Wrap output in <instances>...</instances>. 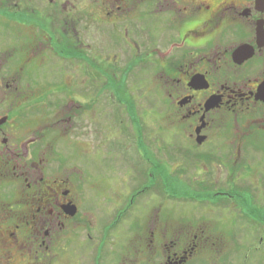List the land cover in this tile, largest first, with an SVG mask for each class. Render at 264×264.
I'll return each mask as SVG.
<instances>
[{"label": "flooded vegetation", "instance_id": "1", "mask_svg": "<svg viewBox=\"0 0 264 264\" xmlns=\"http://www.w3.org/2000/svg\"><path fill=\"white\" fill-rule=\"evenodd\" d=\"M147 122L152 144L164 127L180 143L162 161L182 158L186 188L156 174ZM126 150L142 157L127 183ZM262 177L257 0H0V264H221L238 213L264 243Z\"/></svg>", "mask_w": 264, "mask_h": 264}, {"label": "rangeland", "instance_id": "2", "mask_svg": "<svg viewBox=\"0 0 264 264\" xmlns=\"http://www.w3.org/2000/svg\"><path fill=\"white\" fill-rule=\"evenodd\" d=\"M60 76H62V75H60ZM57 78H58V80L56 78H53V80L55 82L61 81L60 77H57ZM79 80L82 81V82H79V84L84 85L85 81H83V78H79ZM139 84H140V86L145 87V89L142 92H139L140 95H138L137 101L140 102L141 104H143L144 106L148 107L152 103V96L155 97L159 93V90H158V88H156V83H155L154 79L151 80V78H146V76L141 78V81L138 83V85ZM118 90H120V89H118ZM140 111L141 112L143 111V107H142V109L139 110V112ZM99 112L102 113V111H99ZM143 117L146 118L145 115H143ZM109 122H111V119H109ZM143 124H144V129L142 130L143 132L142 131H140V132H142V139L145 140V142H146V140L149 141L151 139V136H149L151 129H150L149 122L143 123ZM109 125L110 126L108 128L110 129V131L114 130L113 132H117V133H119L118 130L122 126L121 130H122V134H123L122 137H123L124 141L126 140L127 145L131 144L130 147L133 146V142H132L133 137L132 136H133V134H137L138 131L140 130L139 125L135 124L134 126H130L129 121L126 123V125H124V126L120 125V127L118 125H116V127H115V126H113V124H109ZM153 129H154L153 132H155L156 127H154ZM164 129H165V127L163 129L158 128L157 132L161 131L162 133H164L163 132ZM161 132L159 133L160 135L158 134L157 136H155V137H157L156 138L157 141H156V139L153 140V142H155V143L152 144V142L149 141V143H151V144H149L148 142H146L147 148L148 149L152 148V150L154 151V154L157 155V159L155 161V164H157L156 168H158V169H155L156 174L161 175V177L163 179L162 181L164 182L163 183L164 185L168 184L169 186H173V187L179 186L181 188H186V187L181 186L182 184H185V182H184L185 179L182 178L179 180V177L181 178V176H180L181 174L177 173V170L182 166V158L177 157V159L174 160L175 162L174 161L170 162L172 165L174 163L173 166H175L174 168L176 171V172H171V173H170V168L168 167V165H165L162 161V158L163 159L167 158L165 156L166 153L169 155H178V156H179V154L183 155L181 152L182 151L181 145L178 142H174V143L168 142L166 140V136L164 134L162 135ZM172 132H174V131H172ZM135 147H136V149H138L137 146H135ZM148 149H146L145 147L142 146L141 150L142 151L147 150V153L149 155L150 150H148ZM124 152H125L124 157H123L124 162L122 163L123 169H121V171L124 175V179H125L124 181L126 183L132 182V181L134 182V179L137 178L139 175V171H141L142 161L140 160V158H142V157H141L140 153L138 152V150H137L138 153L136 152V150H132L131 152L126 150ZM122 161L123 160H121V162ZM254 161L258 162V160H254ZM160 164H162V165H160ZM202 165L213 167V165L211 163H206V164L201 163L200 167H204ZM159 167H161V168H159ZM144 168H147V169L149 168V170H150V167L147 163H145ZM176 168H178V169H176ZM106 169L107 168H106V162L105 161L103 162V164L102 163H99V165L96 164L94 166V169H93L94 175L96 176L99 173L101 174L103 172V170L105 172ZM158 171H159V173H158ZM102 174H104V173H102ZM131 174H132V176H131ZM160 175H159V178L161 179ZM140 176H142L141 181L143 182L144 179H146V178H144L145 177L144 172L140 173ZM112 177H113V174H112ZM199 178L201 179V176ZM202 178H203V176H202ZM263 178L264 177L261 178V181H264V180H262ZM122 182H123V180H122ZM169 191L171 192V190H169ZM179 192H180V190H179ZM159 194H160L159 197H157L158 200H160L162 197L164 198L163 194H161V193H159ZM150 197H152V195H149V193H147V194L142 195L141 199H143V198L144 199H150ZM180 197H184V196L182 195ZM246 200H247L248 204H249V201H251V199H249V198H247ZM180 203L181 202H178V204H180ZM174 208H172L171 210H174ZM237 219H238V221H237V228H238L237 235L234 236V239L231 237L226 238L227 239L226 243H225L226 247H224L222 253L220 254L221 264H230V263L231 264H244L245 262H248L249 264H256V262L258 263L259 261H264L263 260L264 254L263 255L261 254L264 252V243L263 244L259 243V238L257 235H255V237H251V236L249 237V235H251V234L246 235V233L247 232L249 233L251 230L255 231L257 229L256 228L257 224H247V222L241 217V215H239V213L237 215ZM228 227H229V223L227 225V229H228ZM262 230H264V227H260L261 232H262ZM256 248H258V250H256Z\"/></svg>", "mask_w": 264, "mask_h": 264}, {"label": "water", "instance_id": "3", "mask_svg": "<svg viewBox=\"0 0 264 264\" xmlns=\"http://www.w3.org/2000/svg\"><path fill=\"white\" fill-rule=\"evenodd\" d=\"M258 4L264 5V0H257Z\"/></svg>", "mask_w": 264, "mask_h": 264}]
</instances>
